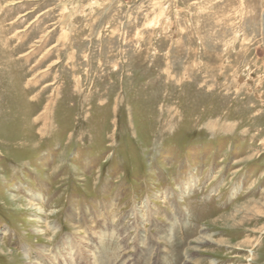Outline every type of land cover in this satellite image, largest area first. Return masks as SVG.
Instances as JSON below:
<instances>
[{"label":"rangeland","instance_id":"obj_1","mask_svg":"<svg viewBox=\"0 0 264 264\" xmlns=\"http://www.w3.org/2000/svg\"><path fill=\"white\" fill-rule=\"evenodd\" d=\"M27 254L264 264V0H0V264Z\"/></svg>","mask_w":264,"mask_h":264},{"label":"bare ground","instance_id":"obj_2","mask_svg":"<svg viewBox=\"0 0 264 264\" xmlns=\"http://www.w3.org/2000/svg\"><path fill=\"white\" fill-rule=\"evenodd\" d=\"M190 183H188L187 185H189ZM41 196L40 195H35V196H33V199L31 200L32 202L33 201H38L39 202V200L41 199L40 198ZM37 206H38V204H37ZM37 206L36 205H34V207H35V209L36 210H38V209H40V207L37 209ZM33 207V206H32ZM246 210V209H245ZM249 211V210H248ZM71 217L74 219V218H76V215L74 214V213H72L71 214ZM51 228V227H50ZM52 229V228H51ZM53 230H54V232H56V228H53ZM39 233H41V232H39ZM103 235V234H102ZM105 235V234H104ZM103 237V236H102ZM66 243H69L68 242V238H66V242H65V244ZM103 243H104V237L102 238V240H101V244L103 245ZM211 243H217V241L214 239V237L213 236H211L210 234H208V233H206V232H202V235H200L198 238H197V240H196V246H194L192 249H193V251H199V250H201V248H203L204 246H207V245H209V244H211ZM260 245V242H259V244L257 245V246H259ZM43 248V247H42ZM100 248V247H99ZM107 249V248H106ZM49 250L47 249V248H44V251H43V253H45L46 254V252H48ZM106 255V254H105ZM25 256H27L26 258H27V260L29 261V258H30V256L27 254V255H25ZM56 258H57V256H56ZM96 259V258H95ZM194 260H196V259H194ZM105 262V260L103 261V263L101 262V260H99L98 261V259L96 260V262H95V264H106V263H104ZM27 264H40V263H37V262H35V261H29V262H27Z\"/></svg>","mask_w":264,"mask_h":264}]
</instances>
